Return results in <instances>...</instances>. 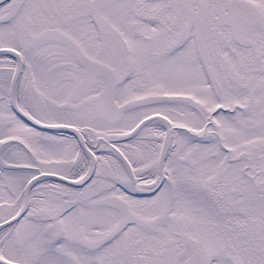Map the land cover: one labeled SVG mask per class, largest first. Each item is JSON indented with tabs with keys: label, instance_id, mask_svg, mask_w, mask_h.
<instances>
[{
	"label": "snow or ice",
	"instance_id": "1",
	"mask_svg": "<svg viewBox=\"0 0 264 264\" xmlns=\"http://www.w3.org/2000/svg\"><path fill=\"white\" fill-rule=\"evenodd\" d=\"M0 264H264V0H0Z\"/></svg>",
	"mask_w": 264,
	"mask_h": 264
}]
</instances>
